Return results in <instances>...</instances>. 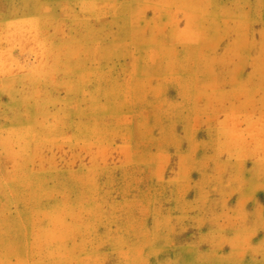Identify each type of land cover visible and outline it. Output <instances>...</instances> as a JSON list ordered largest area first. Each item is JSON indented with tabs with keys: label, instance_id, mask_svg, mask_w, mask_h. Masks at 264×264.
<instances>
[{
	"label": "rangeland",
	"instance_id": "374dc122",
	"mask_svg": "<svg viewBox=\"0 0 264 264\" xmlns=\"http://www.w3.org/2000/svg\"><path fill=\"white\" fill-rule=\"evenodd\" d=\"M0 264H264V0H0Z\"/></svg>",
	"mask_w": 264,
	"mask_h": 264
}]
</instances>
